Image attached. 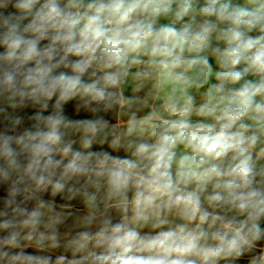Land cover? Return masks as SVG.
Here are the masks:
<instances>
[{
  "label": "clouds",
  "instance_id": "obj_1",
  "mask_svg": "<svg viewBox=\"0 0 264 264\" xmlns=\"http://www.w3.org/2000/svg\"><path fill=\"white\" fill-rule=\"evenodd\" d=\"M0 264H264V0H0Z\"/></svg>",
  "mask_w": 264,
  "mask_h": 264
}]
</instances>
